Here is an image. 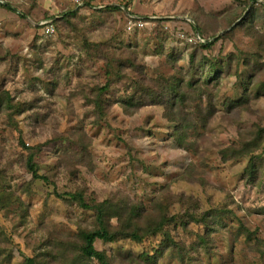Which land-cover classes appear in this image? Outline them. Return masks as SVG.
I'll use <instances>...</instances> for the list:
<instances>
[{"label":"rangeland","instance_id":"obj_1","mask_svg":"<svg viewBox=\"0 0 264 264\" xmlns=\"http://www.w3.org/2000/svg\"><path fill=\"white\" fill-rule=\"evenodd\" d=\"M84 1L0 0V264H98L76 251L93 215L74 192L147 212L161 204L149 216L225 210L208 250L196 235L204 226L171 225L182 259L168 251L156 264H264V180L247 183L250 161L264 169V0L229 26L239 0ZM125 2L137 15L183 18L180 27L197 18L211 52L163 42L156 25L128 32L107 8ZM206 58L220 67L211 78L198 70ZM29 155L47 181L33 178ZM94 246L111 264H154L141 254L160 237Z\"/></svg>","mask_w":264,"mask_h":264},{"label":"trees","instance_id":"obj_2","mask_svg":"<svg viewBox=\"0 0 264 264\" xmlns=\"http://www.w3.org/2000/svg\"><path fill=\"white\" fill-rule=\"evenodd\" d=\"M238 1V0H237ZM249 1H253L254 3L257 0H239L241 2L239 8L236 11H233L232 14L228 17L227 26L231 25L235 19L241 16L242 12L246 5H248ZM87 5H91L88 0L84 1ZM4 7L7 9H13L10 5L4 4ZM90 7V6H89ZM109 11L118 12L122 15L124 19L127 18L126 12L130 14H134L129 8L128 3H124L123 5L118 6H107ZM253 12L251 10L249 13ZM181 14V13H180ZM141 16V15H140ZM181 16H184L181 14ZM191 18V17H190ZM249 19V14H247L243 18V23L245 20ZM193 23L185 22L187 26L181 27V29L186 30V32L195 38V34L197 32L198 36L201 39H205V43H201L198 40L192 42H186L185 40L179 38L176 35L177 28H172V30H164L161 26L159 21L155 28L158 33L159 40L166 41V42H174L175 44H183L184 49H196L207 51L208 53L211 52L213 44L216 41H210L211 35L213 33H208L206 28L201 24V22L196 18L192 17ZM250 20L252 18L250 17ZM183 22V20H182ZM241 22V23H242ZM242 23V24H243ZM54 28L55 26L50 23ZM241 24V25H242ZM238 25V24H237ZM153 27V29L155 30ZM56 29V28H55ZM133 31V33H135ZM46 36V35H45ZM213 37V36H212ZM174 51V48L172 46ZM107 56L110 60L115 59L113 54L107 53L105 55V59ZM101 59L103 55L99 56ZM207 57V56H206ZM202 61V60H201ZM207 62L208 70H206L207 66L204 64ZM216 60H212L210 58L204 59L198 65V70L200 74L203 76H214V73L217 74L220 67L215 63ZM206 71H209L206 75ZM168 92L173 95H178L179 97L178 88L174 86H169ZM180 98V97H179ZM95 107L98 111H102V107L98 102L95 101ZM24 145V142H21ZM246 152L245 149H242V153ZM240 153V154H242ZM253 156H259L260 154L256 152V150H252ZM255 160V159H254ZM252 160L248 163L247 166V173L250 175V179L247 180L248 184L257 185L258 180H264V169L259 168L256 162ZM27 168L32 173V176L35 180H42L47 181V178L38 173L37 165L33 161V156L29 155L27 158ZM264 168V167H263ZM71 199L75 200L77 205L84 209L92 212L93 217V224L92 228L89 229H80L78 232V241L74 243L76 245V251L81 259H94L97 261L98 264H111L108 256L105 254L104 251L97 250L94 246L97 240L110 243L115 242L118 239H130L136 242L141 241L143 238L148 236H159L160 237V248L156 249L153 254H148L147 252L141 254V259L144 263H157V260L163 257V253H167L168 251L177 253L180 258L182 259L181 250L178 247L173 237L170 235L169 227L171 225H181V227L187 231L189 228V223H194L198 226H204L206 230L202 233H196L200 245V249H207L209 248V244H213L212 240H210L211 234L213 233L212 229L216 227V224L221 223L223 219V215L225 214V210H208L203 212L202 214H188L186 217L183 218L179 214H174L169 216L167 212V206L164 209H161L155 212L152 216H149L155 209H160L161 204H156L152 206V211L147 212L142 208L131 205V207L126 206V204H121L120 202L114 203L111 205L110 201L104 199L102 201H91L88 203L84 197V195L80 192H74L72 194H68ZM112 219L115 220L112 223ZM48 239H54V235L50 236ZM196 252L197 249H196ZM26 264H35L33 258L26 259Z\"/></svg>","mask_w":264,"mask_h":264},{"label":"built area","instance_id":"obj_3","mask_svg":"<svg viewBox=\"0 0 264 264\" xmlns=\"http://www.w3.org/2000/svg\"><path fill=\"white\" fill-rule=\"evenodd\" d=\"M76 3H82L83 0H75ZM127 18L125 19L126 23V30L128 32H133V30H140L141 27L144 25L155 26L159 21L161 26L164 30H172V28H177L176 35L185 40L186 42H192L195 40L200 41V37L198 36L197 32L195 34V38L190 36L186 30L181 29L180 26H178L179 23L182 22L183 18H176L173 16H167L165 18H161L160 16L156 15H150V16H140L137 14H130L129 12H126ZM188 22V21H187ZM41 25H43V34L46 36H50L54 33V27L50 24V22H43ZM142 29V28H141Z\"/></svg>","mask_w":264,"mask_h":264}]
</instances>
